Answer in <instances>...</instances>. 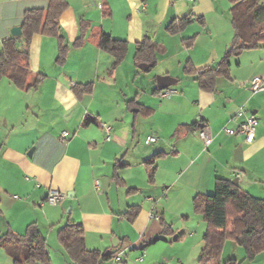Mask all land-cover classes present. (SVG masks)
I'll return each mask as SVG.
<instances>
[{
  "label": "crops",
  "instance_id": "crops-1",
  "mask_svg": "<svg viewBox=\"0 0 264 264\" xmlns=\"http://www.w3.org/2000/svg\"><path fill=\"white\" fill-rule=\"evenodd\" d=\"M48 1L0 0V51L3 41L13 36L12 29L21 26L25 11L45 8ZM67 1L59 19L69 46L64 62L57 61L58 39L37 33L30 48V66L46 75L41 84L23 90L7 76L0 79V235L9 229L24 233L28 224L37 222L47 238L52 263L73 264L58 241V230L69 221L83 224L89 249H142L146 254L144 248L153 240L148 238L162 235L166 223L178 234L174 240L180 239L182 232L169 218L173 210L186 223L195 213L198 218L203 216L195 204L215 189L219 174L237 177L244 189L264 199V194L252 191L258 185L264 191V180L237 168L242 164L236 158L242 155L246 163L263 146V124L258 120L262 133L253 143H247L243 134L222 131L226 125L237 126L232 117L248 100L247 84L254 76H264V46L238 55L257 52L243 66H252L248 72L239 69L242 62L235 71L231 62L230 77L219 76L214 91L202 89L195 75L183 70L188 60L197 68L216 66L225 54L234 38L231 3ZM103 2L104 10L99 7ZM187 15L192 21L182 30L172 33L167 29L171 21ZM101 31L129 43L126 57L116 69H112L114 55L98 46ZM160 31L163 37H158ZM82 33L83 44L75 46ZM194 35V43L187 45L185 40ZM145 36L163 47L154 71L141 69L134 60L136 43ZM23 43L21 38L20 46ZM158 75L176 78L179 93L161 96ZM86 83H92V89L77 95L74 85ZM252 95L248 113L263 123L259 98L264 93ZM105 124L112 126L110 139ZM202 125L214 136L207 148L198 134ZM149 135H157L158 140L147 143ZM51 187L67 197L50 204L47 194ZM154 199L159 218L151 216ZM203 235L192 230L189 239L196 241L191 251L204 246ZM227 241L234 242L226 240L221 257ZM134 254H127L122 264H129L128 257ZM259 258L264 264V252L245 260L257 264ZM106 262L111 261L100 264ZM0 264H15L2 247Z\"/></svg>",
  "mask_w": 264,
  "mask_h": 264
},
{
  "label": "trees",
  "instance_id": "trees-1",
  "mask_svg": "<svg viewBox=\"0 0 264 264\" xmlns=\"http://www.w3.org/2000/svg\"><path fill=\"white\" fill-rule=\"evenodd\" d=\"M230 2L234 38L225 54L216 66L197 68L188 60L183 67L184 72L194 74L200 87L207 91L216 89V80L219 76L230 77L233 56L240 55L244 50L264 46V0ZM68 5L67 0H49L45 8H29L25 11L21 24L23 33L3 41L0 51V79L7 76L23 90L37 88L41 84L46 75L34 72L30 66V48L33 36L37 33L55 36L58 39L57 61L64 62L69 46L61 32L59 19ZM105 7L103 2L102 9ZM201 18L198 17L199 20ZM191 21V15L174 19L167 25V29L175 33ZM21 38L24 39L22 46L19 44ZM195 39L196 35L185 42L192 45ZM84 40L82 33L73 44L81 46ZM98 46L114 55L112 69H116L126 57L129 43L125 39H118L108 32L101 31ZM162 48L160 42L145 36L136 43L134 56L136 64L149 65V69L154 67L157 63V53ZM91 89L92 83L74 85V91L79 96ZM193 125L196 126L198 123ZM152 162L153 172L155 166ZM195 209L203 215L207 223L199 264H222L220 258L226 240H232L242 246L247 260H252L258 253L264 252V199L252 195L239 183L235 184L229 178L218 176L214 192L197 202ZM162 232L160 237L168 233L175 234L168 223L164 224ZM58 241L73 264H100L103 261H112L119 252L89 249L85 242L84 226L75 221H69L58 230ZM0 247L14 259L15 264H53L47 238L37 222L28 224L24 233L9 229L1 234ZM223 264H239V261L236 258H229Z\"/></svg>",
  "mask_w": 264,
  "mask_h": 264
},
{
  "label": "rangeland",
  "instance_id": "rangeland-1",
  "mask_svg": "<svg viewBox=\"0 0 264 264\" xmlns=\"http://www.w3.org/2000/svg\"><path fill=\"white\" fill-rule=\"evenodd\" d=\"M231 3L230 0H227V3ZM229 10V9H228ZM230 12V10H229ZM158 37H163L162 35V31L159 32ZM251 53H257V52H250L241 56H233L231 59L232 62V68L236 71L238 69V62H242V67L244 65H246V63L251 61ZM240 67L239 69L241 71H245L248 72L251 70L252 66L248 65L246 68H242ZM151 71H154V69L152 68ZM174 87L176 86V84L173 85ZM247 98L248 100L242 104H240L239 107H245V109H247L248 111H251L252 109V103L251 101L253 100V93H264V91H260V92H252V90L250 89V81L249 84H247ZM258 97H255V99H258ZM259 101L261 102V105L263 106V111H264V95H262L259 98ZM255 102V100H254ZM264 113V112H263ZM262 116V115H261ZM258 118V117H257ZM259 122L261 124H263V129H264V117H263V123L260 120V117L258 118ZM259 123V124H260ZM261 128L262 125L258 126V132H257V137L261 132ZM223 131V130H222ZM224 132V131H223ZM240 151V150H239ZM236 151L233 150L231 152V154H233V156H235ZM238 154V153H237ZM236 158L238 159L239 164H242L241 166L237 167V168H244L247 172L248 175H251L253 178H255V176H258L259 178H261V180H264V144L263 146L253 154V157L251 160H248L246 163L243 162L242 160V155H239L238 157L236 156ZM239 172H242L241 170H239ZM253 174L255 176H253ZM219 176H221V174H219ZM223 176V175H222ZM234 179V178H233ZM231 179V180H233ZM246 184L244 183L243 186H245ZM261 186L258 185V190H256L255 188L252 189V191L256 194V193H260V194H264L263 190H260ZM214 192V188L210 189L207 194L213 193ZM174 212V210H173ZM173 212L170 214V221L174 222V228L177 229V231L182 232L180 233V239L179 240H174V238H176V234H165L162 237L156 235L152 238H148L149 241H151L152 239L154 240L155 237H160L161 239L158 240L157 242L153 243V240L151 242H149V244H147V246L144 248L146 251L145 252L141 249L139 250H129L126 249V252L123 251V259L127 256V254L130 253H135L132 257H128V262L129 264H199L198 260H199V251L202 248V246L200 247V249L198 251H191L192 246L195 244L196 238L194 239H189L190 235L192 234V230L193 229H197L198 230V234L201 237V235L204 234L205 230H206V223L205 221L202 219V217L198 218L197 214H194V217L189 219L188 222H183V220H179V218L177 217V215L174 216ZM193 212V211H192ZM200 219V220H199ZM200 221V222H199ZM199 222V223H198ZM188 237V238H187ZM186 239V242H184V240L182 239ZM174 240V241H173ZM165 252V253H164ZM142 253H144V259L142 261H137L136 258L139 257ZM162 254H165V256H162ZM234 257L237 258L239 261V264H250L247 260H245V251L241 246L236 245L234 242L231 241H227V248L226 251H224L222 257H221V262L224 263L227 259ZM56 258V257H55ZM183 262V263H181ZM112 261L109 263L111 264ZM106 264H108V262H106ZM257 264H262L261 259L259 258L258 263Z\"/></svg>",
  "mask_w": 264,
  "mask_h": 264
},
{
  "label": "built area",
  "instance_id": "built-area-1",
  "mask_svg": "<svg viewBox=\"0 0 264 264\" xmlns=\"http://www.w3.org/2000/svg\"><path fill=\"white\" fill-rule=\"evenodd\" d=\"M99 7L102 8V4H99ZM250 89L252 92H260L264 91V76H254L250 80ZM179 93V90L174 86H169L167 88L161 89L159 94L163 97H172L173 95ZM233 120L237 122L236 127L231 126H224L223 131L228 135H236V134H243L245 136V140L247 143H253L257 136V127H258V118L254 113H248V110L245 107H239L235 112L234 116L232 117ZM105 129L108 133L107 139H110V132L112 130V126L109 124H105ZM67 135L68 132L65 131L63 133ZM198 134L201 137L204 146L207 148L211 145L214 136L212 135L210 129L207 126H202L198 130ZM158 140L157 135H149L146 139L147 143L156 142ZM98 186V184L96 185ZM67 197V193L62 192L58 189L53 187L49 188L47 194V201L50 204H57L60 201L64 200ZM155 200V199H154ZM157 201L155 200L153 210L151 216L154 218H159V214L156 209ZM144 259V253H142L136 260L142 261ZM123 251L118 252L112 260V264H122L123 263Z\"/></svg>",
  "mask_w": 264,
  "mask_h": 264
},
{
  "label": "water",
  "instance_id": "water-1",
  "mask_svg": "<svg viewBox=\"0 0 264 264\" xmlns=\"http://www.w3.org/2000/svg\"><path fill=\"white\" fill-rule=\"evenodd\" d=\"M23 33L22 31V27L21 26H16L12 29V35L13 36H19ZM139 67L143 70H147L149 68V65H145V64H140ZM177 83L176 78L170 76V75H158L157 76V85L159 90L167 88L169 86H173L174 84ZM233 183L238 184V178H234ZM160 237H155L153 242H157L158 240H160Z\"/></svg>",
  "mask_w": 264,
  "mask_h": 264
}]
</instances>
